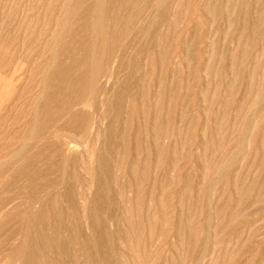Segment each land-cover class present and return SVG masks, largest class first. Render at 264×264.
I'll use <instances>...</instances> for the list:
<instances>
[{
    "label": "rangeland",
    "instance_id": "1",
    "mask_svg": "<svg viewBox=\"0 0 264 264\" xmlns=\"http://www.w3.org/2000/svg\"><path fill=\"white\" fill-rule=\"evenodd\" d=\"M0 264H264V0H0Z\"/></svg>",
    "mask_w": 264,
    "mask_h": 264
}]
</instances>
